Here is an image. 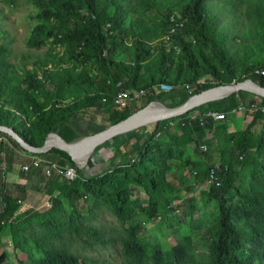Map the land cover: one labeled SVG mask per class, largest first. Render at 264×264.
<instances>
[{"label":"trees","instance_id":"trees-1","mask_svg":"<svg viewBox=\"0 0 264 264\" xmlns=\"http://www.w3.org/2000/svg\"><path fill=\"white\" fill-rule=\"evenodd\" d=\"M18 1L21 0H0V4L13 5ZM27 1L41 10L42 19L31 38V45L39 46L41 34L50 27L57 37L66 40V52L71 59L97 66L95 75L63 68L45 69L41 75L20 73L0 47V125L13 129L33 147L42 146L51 133L62 138L72 133L83 139L126 119L142 109L134 100L145 88L158 89L160 96L156 99L164 106L174 107L167 101L176 95L184 102L220 85L251 79L264 87V77L255 75L257 70L264 69V0H236L246 6L248 32L233 35H228V29L219 25L220 18L209 11L206 0ZM146 6L152 9L149 22L142 16ZM172 29H175L174 33ZM163 36L169 38L165 43H172L169 49L165 43L152 44ZM121 91L129 94L128 107L120 111L113 106L110 115H106V105H114L115 97ZM255 98L264 101L260 96L240 91L182 117L151 124L155 131L134 158L130 150L131 138L125 134L123 145L112 156V160L118 161L116 168L120 169L100 174L95 173L98 163L94 156L85 168H80L61 149L31 153L11 136L0 132V138L7 139L6 143L0 141V154H8L10 164L19 150L30 157L39 156L47 162L72 166L79 174L76 181L63 183L57 175L47 177L43 166L32 167L30 174L41 183L45 181L43 192L49 196L59 194V198L53 199L52 208L46 213L29 210L26 216L17 212L27 200V187L2 183L0 264L5 259L1 252V235L6 229L12 236L14 249L20 255H27L25 260L19 259L20 264H83L73 254L57 247L55 241L62 228L58 225L49 228L48 223L54 218L53 212L60 208L62 199L76 206L90 188H97L103 201L128 223L136 217L137 201L128 203L127 200L143 190L149 203L142 207V212L149 219H158L162 209L177 212L174 202L179 199L178 186L169 175L172 173L175 180L179 179L178 172L189 166L195 171V184H204L211 169L222 178V184L211 187L207 194L217 206V217L211 229V264H256L260 254L245 246L255 245L264 235V163L255 159L264 142V131L257 139L252 132L259 120L264 122V112ZM156 99L149 97L146 104ZM239 106H244L252 115V120L240 132L232 130L226 123L210 121L201 125L199 120H189L197 112L203 114L213 110L230 114ZM175 119L181 120L179 126L189 137L192 156L201 158L203 163L192 162L177 137L168 141L169 145L158 138L166 131L163 126ZM206 130L214 132L222 141L218 165L210 149L207 152L200 149L197 135L201 137ZM30 157L26 159L27 163ZM241 159L248 161L252 173L260 175L252 179L248 191L236 182L239 173L235 167L241 164ZM132 174L133 178L130 177ZM126 179L134 183L131 188H124L122 181ZM230 193L237 197L238 205H228ZM30 216L46 223L41 227L43 233L31 235L29 242L19 233V225L29 222ZM139 229V225L131 226L130 238L123 243L122 250L129 264H181L188 260L185 245L179 244L166 254L158 244L141 238ZM92 232L96 234L95 230Z\"/></svg>","mask_w":264,"mask_h":264},{"label":"rangeland","instance_id":"rangeland-1","mask_svg":"<svg viewBox=\"0 0 264 264\" xmlns=\"http://www.w3.org/2000/svg\"><path fill=\"white\" fill-rule=\"evenodd\" d=\"M206 3L209 11L220 18L219 25H223L228 29V35L248 32L245 4L240 5L236 0H206ZM151 13L152 9L146 6L145 12L142 14L146 22H149ZM40 15L41 10L27 0L18 1L13 5L0 4V47L5 50L6 58L14 69L20 73H38L39 75L45 69L58 70L59 68L71 69L77 73L87 71L91 75L97 74L96 65L71 59L66 52V40L57 37L50 27L41 34L42 43L39 46L30 44L35 30L38 25L42 24ZM150 27L153 28V25L151 24ZM165 40H168L167 36L158 38L152 44L160 45L165 43ZM165 46L169 49L172 47V43H165ZM45 66L47 67L45 68ZM164 90L167 91L168 88ZM139 95L140 92L135 95L134 103L145 108L149 105L146 104L147 98L153 97V99H156L160 96V92L158 89L153 88L152 92L147 93L146 96ZM255 100L257 105L264 107L262 99L255 98ZM154 102L160 103L157 99ZM182 102V98L176 95L173 100H168L167 104L177 106ZM113 106V104L106 105V115L111 113ZM201 113L197 112L196 114L201 115ZM232 118L234 122H231L228 127L240 132L252 120V115L249 112L242 111L232 114ZM180 121V119H175L168 125L165 124L163 129H166V131L161 132L162 134H159L158 138L168 142L177 137V141L185 152L190 155L192 162L197 160L203 163L201 158L192 156L189 137L183 134L179 126ZM263 123V120H259L253 127L252 132L255 139L263 133ZM153 131H155L154 125L132 129L117 135L115 140H112L103 148L100 147L99 153L97 151L94 153V159L96 163H99L95 173H107L120 169L116 168L118 161L114 164L112 156L115 150L123 145L126 138L125 134L131 138L130 150L134 158L146 141H149ZM197 138L200 144H207L210 147V152L215 155L216 164L218 165L220 163L219 148L222 141L214 132L208 130L201 137L197 135ZM63 139L68 143L81 140L72 133L66 134ZM6 140L4 137L0 138L1 142L6 143ZM151 146L150 144L149 147ZM1 155L2 153L0 154V164L3 165L4 161L1 159ZM255 159L257 162L264 163V142L261 150L256 152ZM240 162L241 164H237L235 167L236 172L239 173L236 182L245 191H248L252 179L260 177V175L249 170L248 161L241 159ZM3 166L0 168V173L3 174L5 179L4 168L6 172L7 165L4 163ZM19 172L28 183L29 193L25 208H20L17 213L26 216L29 210L39 213L49 211L52 208L53 199L59 198V194L55 193L53 196H49L43 192L45 181L39 182L40 180L32 176L30 172H23L21 167ZM178 173L180 178L176 180L172 173L169 175V179L175 181L178 186L179 199L174 202L177 205V212H165L162 209L161 217L158 219H149L142 212V207H147L149 203V197L143 190L138 191L127 200L128 203L137 201L135 203L136 217L128 223H125L114 212L111 205L103 201L97 188H90L87 195L76 206H71L66 199H62L60 208L53 212L54 218L48 223L50 229L57 225L62 228L58 240L55 241L57 247L73 254L83 264H129V260L122 250L123 243L130 238V227L139 225L138 233L140 237L149 243L158 244L166 254L170 253L179 244L185 245V255L188 256V260L183 261L181 264H211V242L213 237L211 229L214 227L217 217L216 202L207 196L210 188L204 186L203 183H194L195 171L192 166L180 170ZM130 177L133 178L134 175L132 174ZM4 182L11 185L6 180ZM122 182L124 188H131L134 185L130 179ZM227 198L229 206L239 204L234 194L230 193ZM47 201L50 205H47ZM45 223L39 222L30 216L29 222L19 225V233L30 242L31 235L43 233L41 227ZM191 224L194 226L192 227ZM241 225L239 224V226ZM92 230H95L96 234ZM1 246V252L5 256L3 264H20L19 259L25 260L27 258L26 254L20 255L14 249L9 229H6L1 235ZM245 246L247 249H255L256 254H260L256 264H264V235L255 245L246 244Z\"/></svg>","mask_w":264,"mask_h":264},{"label":"water","instance_id":"water-1","mask_svg":"<svg viewBox=\"0 0 264 264\" xmlns=\"http://www.w3.org/2000/svg\"><path fill=\"white\" fill-rule=\"evenodd\" d=\"M240 91L249 92L264 98V87L251 79H247L232 84L212 87L174 107H167L160 103L152 102L126 119L75 143H68L58 134L51 133L46 137L42 146L33 147L13 129L0 125V132L11 136L24 149L31 153L42 154L48 152L52 148L61 149L67 152L80 168H85L96 150L117 135L132 129L142 128L158 122L182 117L205 104L226 99L232 94Z\"/></svg>","mask_w":264,"mask_h":264},{"label":"built area","instance_id":"built-area-1","mask_svg":"<svg viewBox=\"0 0 264 264\" xmlns=\"http://www.w3.org/2000/svg\"><path fill=\"white\" fill-rule=\"evenodd\" d=\"M172 21H173V19H172ZM174 31H175V29L171 30V32H173V33H174ZM255 75L256 76L261 75L264 77V69L257 70L255 72ZM151 91H152V89L145 88V89L140 91V95L146 96L147 93H150ZM129 100H130L129 94L126 91H121L115 97L114 107L117 110L122 111L128 107ZM260 109L262 110V112H264V107L260 108ZM242 111H246V108L244 106H239L236 110H234L230 114L224 113V112L208 110L201 115L195 114V115L190 116L189 120H193V121L199 120L201 125H205L210 121H212L215 124H219V123L230 124L233 121L232 114H234L236 112H242ZM183 124L185 125V123H183ZM200 149L203 152H207L209 147L207 144H200ZM30 159L31 160L29 163H27L21 167L23 172H29L32 167L39 168V167L43 166L45 175L47 177L57 175L59 177L60 181H62L63 183H72L79 178V174H78L76 168H74L72 166H63V165H60L59 163H56V162H47L39 156H31ZM221 184H222V178L218 175V173H216L215 169H211L207 174L204 186H206L207 188H211L214 186L219 187ZM47 205H50L49 201H47Z\"/></svg>","mask_w":264,"mask_h":264},{"label":"crops","instance_id":"crops-1","mask_svg":"<svg viewBox=\"0 0 264 264\" xmlns=\"http://www.w3.org/2000/svg\"><path fill=\"white\" fill-rule=\"evenodd\" d=\"M233 122L234 121H232V123ZM16 151H17L16 152L17 154L15 155L14 161H13L12 164H10V162L8 160V156H7L8 154L6 155V153L4 152L1 155V159L7 165L6 172H5V168H4V175H6L7 178L5 177V179H4L3 174L0 173V191H1V187H2V181L3 180L4 181L6 180V182H9L10 184H21V185H25L27 187V190H28V193H29L28 183L25 181V179L23 178V176L21 175V172H19V170H20V167L23 166V164H27L26 159L29 158L30 155H27L24 152H21L19 150H16ZM97 152L99 153L98 149H97ZM113 162H114V164H116V160H113ZM4 163H3V165H4ZM3 165L0 164V168ZM16 165H19V166L17 167ZM21 208H25V203L21 206Z\"/></svg>","mask_w":264,"mask_h":264}]
</instances>
